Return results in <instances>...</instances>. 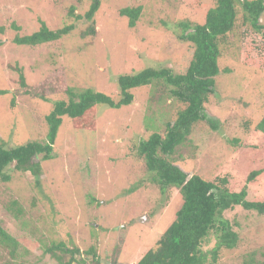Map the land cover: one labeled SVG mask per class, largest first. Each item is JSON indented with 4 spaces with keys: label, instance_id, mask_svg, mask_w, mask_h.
<instances>
[{
    "label": "rangeland",
    "instance_id": "1",
    "mask_svg": "<svg viewBox=\"0 0 264 264\" xmlns=\"http://www.w3.org/2000/svg\"><path fill=\"white\" fill-rule=\"evenodd\" d=\"M90 3L0 0V142L6 146L44 139L45 115L54 101L67 99L68 88H90L117 100L118 75L146 67L184 73L193 46L181 39L180 23H202L214 0H101L93 17L95 35L81 38L87 23L75 16H83ZM138 5L140 16L129 27L119 10ZM241 14L237 6L235 26L218 59L220 72L204 104L214 127L206 120L195 123L172 157L188 176H225L230 191L246 185L248 200H264V134L254 129L264 115V63L257 56L260 39ZM39 20L49 29L74 28L57 41L36 46L12 41L15 34L37 30ZM259 21L264 24V12ZM20 73L25 88L18 83ZM161 87L133 88L132 103L118 108L98 105L92 131L77 129L62 116L53 157L41 161L39 176L6 168L10 180H0V226L18 246L11 257L0 244V264H57L45 249L58 241L91 259L84 252L93 247L98 264H134L155 246L182 202L176 189L163 194L150 181L136 151L153 131L163 134L166 123L185 107ZM254 170L262 172L247 183ZM14 200L20 212L12 206ZM222 217L237 232L238 242L220 250L216 264H241L249 252L264 264V214L236 206ZM214 242L211 235L204 246Z\"/></svg>",
    "mask_w": 264,
    "mask_h": 264
},
{
    "label": "trees",
    "instance_id": "2",
    "mask_svg": "<svg viewBox=\"0 0 264 264\" xmlns=\"http://www.w3.org/2000/svg\"><path fill=\"white\" fill-rule=\"evenodd\" d=\"M100 2L101 0H91L83 16H75V19L83 18L87 23L79 32L81 38L95 35L93 17ZM237 6L241 9L243 22L260 39L257 44V56L260 62L264 63V24L259 21L264 12V1L214 0V5L205 12L202 23H194L190 27L187 22L180 23L184 31L180 34L181 39L193 46L192 58L184 73H174L167 67H146L138 72L118 75L117 100L90 88H68L67 99L54 101L52 109L45 115L48 131L44 139L27 140L12 146L0 142V180H10V175L5 172L10 165L16 171L29 172L35 177L41 174V161L53 157V145L62 123V116H67L73 127L92 131L96 127L95 113L98 105L104 104L110 108L128 105L133 100V88L160 84L161 91L166 89L168 96H173L185 107L177 111L172 122L166 123L163 134L153 131L138 143L136 151L145 161L146 169L151 174L150 181L156 184L163 194L167 189H176L182 202L176 210L175 218L157 239L155 246L149 248L135 264H216L220 250L232 249L238 242L237 232L230 222L222 217V213L240 206L245 210L264 214V200H248L246 185L239 191H230L227 186L228 178L225 176L215 180H206L196 173L188 176L174 164L172 154L177 146L188 141L193 125L198 121L206 120L214 127L204 113V104L213 91L214 78L220 72L218 59L222 47L227 43L228 34L235 26ZM72 10L73 7L70 8V13ZM140 11L139 5L123 7L119 14L126 16L128 26L133 27ZM11 27L19 30V26L15 24ZM73 28V24H67L61 28L49 29L44 21L39 20L37 30L29 34H15L12 41L17 45L36 46L57 41ZM1 43L0 41V45ZM18 83L21 88L26 87L22 73L19 74ZM158 97L161 99L162 94H158ZM254 129L264 134V115L255 123ZM230 142L235 143L236 139ZM261 172L262 170L251 171L246 177V182H252ZM134 188L133 186L128 191L131 192ZM11 204L16 206L15 211H21L15 200ZM10 208L14 209L11 206ZM211 235L215 239L214 245L206 248L204 244ZM0 244L8 248L11 257L15 256L18 241L2 226ZM45 252L49 253L57 264H88V261L98 264L93 247L84 252L92 256V259L89 256L84 257L77 247H68L63 241L48 246ZM65 255H68L67 259ZM241 264L259 263L254 252H249L243 257Z\"/></svg>",
    "mask_w": 264,
    "mask_h": 264
},
{
    "label": "water",
    "instance_id": "3",
    "mask_svg": "<svg viewBox=\"0 0 264 264\" xmlns=\"http://www.w3.org/2000/svg\"><path fill=\"white\" fill-rule=\"evenodd\" d=\"M118 264H121V263H118ZM130 264H133V263H130Z\"/></svg>",
    "mask_w": 264,
    "mask_h": 264
},
{
    "label": "clouds",
    "instance_id": "4",
    "mask_svg": "<svg viewBox=\"0 0 264 264\" xmlns=\"http://www.w3.org/2000/svg\"><path fill=\"white\" fill-rule=\"evenodd\" d=\"M135 264V263H134Z\"/></svg>",
    "mask_w": 264,
    "mask_h": 264
}]
</instances>
